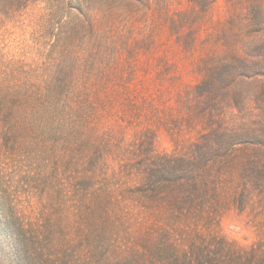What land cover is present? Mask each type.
Listing matches in <instances>:
<instances>
[{"label":"rangeland","instance_id":"obj_1","mask_svg":"<svg viewBox=\"0 0 264 264\" xmlns=\"http://www.w3.org/2000/svg\"><path fill=\"white\" fill-rule=\"evenodd\" d=\"M198 85L235 143L191 236L264 257V0H0V264H21L25 230L80 264L88 202L121 236L99 264L158 236L130 165L195 139Z\"/></svg>","mask_w":264,"mask_h":264},{"label":"trees","instance_id":"obj_2","mask_svg":"<svg viewBox=\"0 0 264 264\" xmlns=\"http://www.w3.org/2000/svg\"><path fill=\"white\" fill-rule=\"evenodd\" d=\"M199 87L196 86L193 98L188 101L189 120L193 125L200 124L199 128H194L195 139L180 152L170 154H152L150 147L144 148L140 144L137 152L140 160L130 165L131 171L139 176V184L132 194L140 203L143 201L142 206L146 209H160L165 213L167 223L152 240L147 237L140 242L135 238L124 264H264V257L259 258L254 250L236 254L234 243L223 238L191 236L193 226L202 218L208 204L219 196L235 143L229 129L213 119L214 91L201 93L197 91ZM150 135L149 146L154 133H144V138H150ZM93 199L99 200L98 197ZM88 204L90 219L77 229L82 234L80 246L84 243L87 251L78 262L99 264L98 249L104 246L103 252H114L118 248L115 243L121 236L118 231L112 241L106 240L114 227L104 220H96V208L91 202ZM24 232L19 234L21 242L17 251L21 264L74 263L73 258L59 247L56 251L47 249L49 235L46 233L41 240L36 235L29 236V231L28 236L26 230ZM136 244L141 248L138 249Z\"/></svg>","mask_w":264,"mask_h":264}]
</instances>
